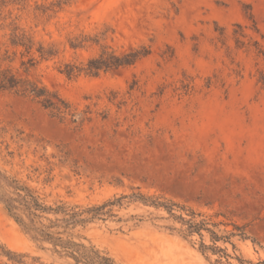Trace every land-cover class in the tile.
<instances>
[{"label":"rangeland","instance_id":"rangeland-1","mask_svg":"<svg viewBox=\"0 0 264 264\" xmlns=\"http://www.w3.org/2000/svg\"><path fill=\"white\" fill-rule=\"evenodd\" d=\"M0 55L78 116L0 90V172L86 219L18 210L23 225L0 201V264H85L60 241L114 264H264V0H0Z\"/></svg>","mask_w":264,"mask_h":264},{"label":"trees","instance_id":"trees-1","mask_svg":"<svg viewBox=\"0 0 264 264\" xmlns=\"http://www.w3.org/2000/svg\"><path fill=\"white\" fill-rule=\"evenodd\" d=\"M147 53V50H145L144 52L134 51L125 53L121 57H119L113 53L106 54L105 52H103L99 57L89 59L85 67L83 68L77 69V66L67 64L65 73L70 76L75 74L76 71L79 72L81 69H83L89 74H97L100 70H107L123 65H129L133 63V61H135L138 57L144 56ZM6 58L7 56L2 57L0 55V63ZM261 81L264 86V75L261 76ZM0 90H12L16 93L29 96L32 99L36 100L43 108L50 110L52 114L58 116L61 119L70 117L72 122H76L78 119L76 110L73 108L71 103L58 95L56 92L50 91L37 82L17 75L12 71L10 67L0 69ZM0 187L5 188L2 192L0 191V201L4 204L8 213L14 216L15 219L23 225H25L23 220L19 218V215H17L18 210H22L29 218V221L31 223H33L35 217L40 216L38 215V212H61L64 215H67V217L63 219L66 224H75L78 222H84L86 220L85 218H79V216L81 215L79 212H66V210H63L62 206L51 208L49 206L47 207L43 205V203L39 202L38 197L34 195L28 187L20 184L19 181L14 179L13 177H9L1 172ZM6 188H9L10 191L6 190ZM132 197L135 199H143L144 201H147L146 198H144L142 195H132ZM117 201H120V198H118ZM150 203L155 206L162 205L161 202L155 200ZM103 206L105 205L89 208L86 210V212H92V215L95 216L100 213V211L103 209ZM172 206L173 204H169L164 207L173 215ZM182 210L185 209L182 208ZM186 212L188 218H185L181 215L177 216L181 224L185 226L184 230L186 231V233H197L200 237H202V230L210 231L212 244L205 245L202 243V249H211V251H213L214 253H219L220 251L224 253L223 250L216 245V241L220 240L221 238L208 228H205V222H203L202 220L197 221L195 219V213L193 211L186 210ZM35 229L38 230V228L36 227ZM38 233L43 236H49V234L46 233L43 229H39ZM60 244L62 245V247L70 248L71 254L74 255V253H76L78 255L75 256L76 259L78 257L83 259L85 264H114V261L111 258L101 256L98 251L89 250L87 252H81L78 248L75 247L77 246L76 244L69 241H60ZM223 255H225L226 257L228 256V254L226 253H224Z\"/></svg>","mask_w":264,"mask_h":264}]
</instances>
